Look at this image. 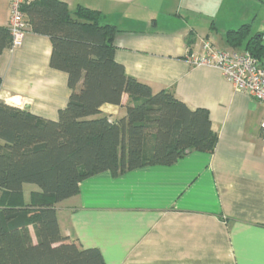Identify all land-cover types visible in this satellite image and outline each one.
Wrapping results in <instances>:
<instances>
[{
	"label": "crops",
	"instance_id": "0c3cea01",
	"mask_svg": "<svg viewBox=\"0 0 264 264\" xmlns=\"http://www.w3.org/2000/svg\"><path fill=\"white\" fill-rule=\"evenodd\" d=\"M63 1L71 11H100L118 29L115 58L127 74L208 109L218 141L212 153L171 165L83 180L79 194L57 204L62 233L98 248L107 264H264V104L220 69L193 62L206 41L234 50L227 32L245 23L264 32L260 0ZM10 20V0H0V25ZM51 52L50 38L27 28L21 45L0 56V99L57 119L71 90L67 73L50 66ZM127 100L102 113L124 116ZM34 189L25 187L26 202Z\"/></svg>",
	"mask_w": 264,
	"mask_h": 264
},
{
	"label": "trees",
	"instance_id": "16d2710c",
	"mask_svg": "<svg viewBox=\"0 0 264 264\" xmlns=\"http://www.w3.org/2000/svg\"><path fill=\"white\" fill-rule=\"evenodd\" d=\"M23 13L28 29L50 38V66L67 73L71 94L57 119L0 99V264H107L98 248L62 233L57 204L104 171L117 176L171 165L193 151L212 153L218 135L208 109L127 74L115 58L118 29L100 11L27 0ZM227 41L264 66V32H252L251 23L229 30ZM9 48L12 32L0 25V56ZM125 95L124 116L102 113L106 104L122 106ZM27 184L37 188L28 202Z\"/></svg>",
	"mask_w": 264,
	"mask_h": 264
},
{
	"label": "built area",
	"instance_id": "2783aa9c",
	"mask_svg": "<svg viewBox=\"0 0 264 264\" xmlns=\"http://www.w3.org/2000/svg\"><path fill=\"white\" fill-rule=\"evenodd\" d=\"M27 0H10V30L13 47L21 45L27 25L24 20L23 6ZM202 56L194 58L195 64L211 65L221 70L223 75L241 91L264 104V66L248 51L221 50L211 42L203 45ZM264 135V120L261 122Z\"/></svg>",
	"mask_w": 264,
	"mask_h": 264
},
{
	"label": "rangeland",
	"instance_id": "374dc122",
	"mask_svg": "<svg viewBox=\"0 0 264 264\" xmlns=\"http://www.w3.org/2000/svg\"><path fill=\"white\" fill-rule=\"evenodd\" d=\"M264 0H260V7H263L264 6V2H263ZM261 14V16L262 17H264L263 16V13H260ZM27 30V29H26ZM16 105V104H15ZM30 186H33V188L35 187V185H33V184H27L26 185V191L28 192L29 191V189H30Z\"/></svg>",
	"mask_w": 264,
	"mask_h": 264
},
{
	"label": "bare ground",
	"instance_id": "6f19581e",
	"mask_svg": "<svg viewBox=\"0 0 264 264\" xmlns=\"http://www.w3.org/2000/svg\"><path fill=\"white\" fill-rule=\"evenodd\" d=\"M14 101V100H13Z\"/></svg>",
	"mask_w": 264,
	"mask_h": 264
}]
</instances>
